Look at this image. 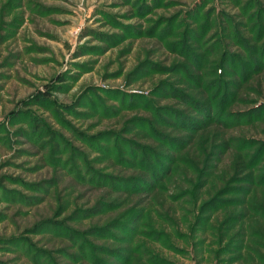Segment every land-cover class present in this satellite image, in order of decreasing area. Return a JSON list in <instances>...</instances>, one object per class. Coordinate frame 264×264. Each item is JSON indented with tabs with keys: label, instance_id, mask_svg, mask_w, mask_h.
<instances>
[{
	"label": "rangeland",
	"instance_id": "374dc122",
	"mask_svg": "<svg viewBox=\"0 0 264 264\" xmlns=\"http://www.w3.org/2000/svg\"><path fill=\"white\" fill-rule=\"evenodd\" d=\"M0 264H264V0H0Z\"/></svg>",
	"mask_w": 264,
	"mask_h": 264
}]
</instances>
